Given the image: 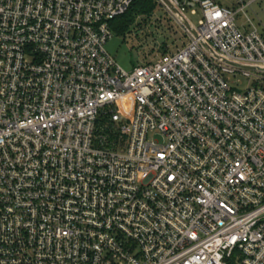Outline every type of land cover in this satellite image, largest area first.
<instances>
[{
	"label": "built area",
	"instance_id": "2783aa9c",
	"mask_svg": "<svg viewBox=\"0 0 264 264\" xmlns=\"http://www.w3.org/2000/svg\"><path fill=\"white\" fill-rule=\"evenodd\" d=\"M134 1L0 0V264H264V36L156 0L188 42L124 71Z\"/></svg>",
	"mask_w": 264,
	"mask_h": 264
},
{
	"label": "rangeland",
	"instance_id": "374dc122",
	"mask_svg": "<svg viewBox=\"0 0 264 264\" xmlns=\"http://www.w3.org/2000/svg\"><path fill=\"white\" fill-rule=\"evenodd\" d=\"M217 3L229 7L235 13V22L243 31L256 28L264 36V0H215ZM246 4L239 11L240 5ZM149 17L141 15L136 18L130 31L125 34L113 32L112 37L105 44V50L124 71H130L133 67L148 61H154L167 52H174L188 42V37L176 20L158 2ZM185 11V16L194 25H198L202 18L199 5ZM166 49V51H164ZM242 80L240 87H244ZM122 100L116 103V107L129 102Z\"/></svg>",
	"mask_w": 264,
	"mask_h": 264
},
{
	"label": "trees",
	"instance_id": "16d2710c",
	"mask_svg": "<svg viewBox=\"0 0 264 264\" xmlns=\"http://www.w3.org/2000/svg\"><path fill=\"white\" fill-rule=\"evenodd\" d=\"M156 5V0H135L124 14L111 20L112 32L117 34L128 33L136 18L141 15H144L145 18L149 17Z\"/></svg>",
	"mask_w": 264,
	"mask_h": 264
},
{
	"label": "water",
	"instance_id": "95a60500",
	"mask_svg": "<svg viewBox=\"0 0 264 264\" xmlns=\"http://www.w3.org/2000/svg\"><path fill=\"white\" fill-rule=\"evenodd\" d=\"M166 2V4L170 7V10H172L174 13L178 14V12L176 11L177 9H175L170 3L168 0H164ZM179 17L181 18L182 22L188 27L191 29V25L188 24V22L180 15L178 14Z\"/></svg>",
	"mask_w": 264,
	"mask_h": 264
}]
</instances>
